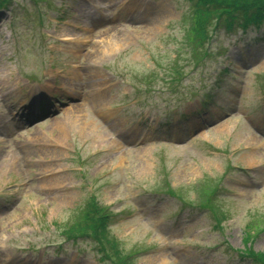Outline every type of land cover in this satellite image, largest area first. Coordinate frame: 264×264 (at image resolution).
I'll list each match as a JSON object with an SVG mask.
<instances>
[{
  "label": "rangeland",
  "instance_id": "rangeland-1",
  "mask_svg": "<svg viewBox=\"0 0 264 264\" xmlns=\"http://www.w3.org/2000/svg\"><path fill=\"white\" fill-rule=\"evenodd\" d=\"M11 4L0 264H112L93 235L67 231L93 197L128 264H259L241 251L264 252V22L209 28L199 46L192 0ZM35 93L50 113L12 118ZM209 188L220 216L201 206Z\"/></svg>",
  "mask_w": 264,
  "mask_h": 264
},
{
  "label": "trees",
  "instance_id": "trees-1",
  "mask_svg": "<svg viewBox=\"0 0 264 264\" xmlns=\"http://www.w3.org/2000/svg\"><path fill=\"white\" fill-rule=\"evenodd\" d=\"M8 3L10 4L11 0H0V7L6 6ZM192 3L193 18L190 34L194 37L195 45L201 46L206 39L210 38L209 28L213 30V28L222 25L228 30L233 29L235 26L242 29L247 26L257 28L264 22V0H192ZM175 72L177 73L176 75H181L182 73L177 70ZM211 189H204L201 197H204V201L209 206L203 203H201V206H205L206 208L210 207L216 215L220 216L219 207L212 200V194L209 192ZM177 194L180 196L179 193ZM95 207V203H93L91 208L94 210L92 212L88 208L89 210L86 212L85 221L81 223V219L78 220V222H75V226L68 228L67 231L70 233L79 231L77 232L79 234L86 233L93 235L99 242V247L103 248L105 255L112 264H128L129 261H125V256L123 258H117L118 256L115 255L122 253L119 249L118 242L109 235L110 232L106 227L108 219H110V211H107L108 208L105 207V210L100 212V208L98 206ZM252 229H255L254 224L249 230L251 231ZM250 238L251 233H246V238H244L245 245L249 242ZM249 245L241 252L244 255L250 256L259 264H264V252H254Z\"/></svg>",
  "mask_w": 264,
  "mask_h": 264
},
{
  "label": "bare ground",
  "instance_id": "bare-ground-1",
  "mask_svg": "<svg viewBox=\"0 0 264 264\" xmlns=\"http://www.w3.org/2000/svg\"><path fill=\"white\" fill-rule=\"evenodd\" d=\"M129 7H130V6H129ZM107 31H108V30H107ZM107 31H105L104 33H106L108 37L111 36L112 34L109 33V32H107ZM109 38H110V37H109ZM110 40L112 41V39H110ZM110 40H109V42H108V41L105 42V44H104V45H105V48H108V47L110 48V47H111V46H110V42H111ZM109 48H108V49H109ZM106 51H107V50H106ZM99 98H100V95H98V96L95 95V99H96V100H99ZM96 100L93 99L92 101H93V102H98V101H96Z\"/></svg>",
  "mask_w": 264,
  "mask_h": 264
}]
</instances>
